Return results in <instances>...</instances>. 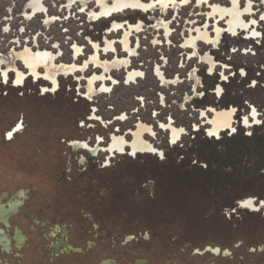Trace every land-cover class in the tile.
I'll use <instances>...</instances> for the list:
<instances>
[{
  "label": "rangeland",
  "instance_id": "rangeland-1",
  "mask_svg": "<svg viewBox=\"0 0 264 264\" xmlns=\"http://www.w3.org/2000/svg\"><path fill=\"white\" fill-rule=\"evenodd\" d=\"M32 1L0 0L3 68L26 72L17 55L30 50L53 53L57 65H87L88 69L64 78L57 91L47 95L45 83L34 77H27L19 88L16 73L5 82L0 72V192L27 186L36 188L37 200H70V191L77 185L59 183L68 182L67 178L79 182L76 178L84 166L75 159L90 158L87 151H77L71 144L87 142L105 148L114 135L130 142L143 125L151 128L144 138L159 154H138L132 161L126 155L110 158L108 152H101L86 167L95 178H113L118 198L139 197V192L126 196L130 191L125 188L136 189L135 184L142 183L150 199H156L149 215H163L165 227L156 231H163L165 237L155 238L151 250L145 251L161 259L168 251L172 259L195 263L264 262V254L248 252L264 245V20L260 19L264 0H239L249 29L237 35L228 30L229 13H213L214 7L233 10V0L202 4L177 0L167 8L130 11L95 22L94 13L101 10L98 0H42V12L28 18L34 12ZM114 22L125 28L114 33ZM130 27H140V32ZM125 29L130 32L128 48ZM217 29L222 31L219 39ZM95 45L102 61L126 58L133 50L130 68L104 75L94 63ZM76 48L81 50L79 61H75ZM157 69L168 84L160 80ZM133 71L142 74L128 82ZM92 83L98 95L88 100ZM104 86L107 91H101ZM210 108H234L235 130L210 137L205 124L213 112L202 118ZM253 109L258 121L250 120L251 126L243 129L242 119H251ZM94 113L99 121L91 120ZM170 124L183 130L175 143ZM18 126L22 129L10 140L8 135ZM105 164L114 169L99 170ZM64 170L66 180H62ZM249 199L257 211L239 206ZM126 209L118 206L117 214L124 215ZM140 211L134 215H143ZM240 242L243 245L234 248ZM222 245L231 248L230 258L187 254L190 247ZM177 247L186 253L177 256Z\"/></svg>",
  "mask_w": 264,
  "mask_h": 264
},
{
  "label": "flooded vegetation",
  "instance_id": "flooded-vegetation-1",
  "mask_svg": "<svg viewBox=\"0 0 264 264\" xmlns=\"http://www.w3.org/2000/svg\"><path fill=\"white\" fill-rule=\"evenodd\" d=\"M34 16V12L31 16L27 15L28 18H34ZM95 47L98 46L95 45ZM77 49H75V61H79L82 56L80 49H78L80 52L77 55ZM98 49L99 47L96 50L98 56L96 54L95 59L99 63L105 64V67L96 64V68L102 70L104 75L111 74L114 71H121L125 68L114 69L113 60L102 61ZM17 57L18 61L22 62L26 72H20V68L5 69L0 60L2 79L7 82L16 73V86L20 88L27 77H34L38 82L42 81L45 83V86L42 87L46 95L56 92L64 78L74 76L75 73L80 72L79 69L84 71L88 69L87 65H57L56 61L58 58L55 56L54 65L73 69L70 72L59 74L56 80L52 81L46 76L45 69L39 68L36 73H33L24 61L20 59L19 53ZM131 57L133 56H130V62L126 69L131 66ZM156 72L160 80L164 84H168L163 73L159 69ZM133 73L139 74L133 75ZM18 74L23 75L22 82L18 81ZM141 74V72L137 71L129 72L127 81L135 82ZM93 85L94 83L91 84V87ZM107 90L106 86L101 89V91ZM96 92L97 90L94 91L92 87L86 98L88 100L94 99L98 95ZM218 93H221V89L218 90ZM211 111L213 116L207 118L206 113ZM223 113L232 114L226 120L225 125L216 130L215 122L217 117ZM235 114L236 110L234 108L220 111L210 108L208 111L203 112L202 118H207L208 120L205 125L209 126L208 134L210 137L220 138L224 132L234 131L236 124ZM92 116L91 120L99 121L95 113ZM253 119L258 121L256 109L252 110L251 119H242L241 127L246 129V127L251 126L249 122ZM257 125V123L254 124V126ZM21 129L22 127L18 126L14 132L8 135L9 139L11 140ZM168 129L172 143L177 142L183 134V130L177 129L171 124ZM147 132L151 133V128L139 125L137 131L133 132L132 141L128 142L124 137L114 135L111 144L105 148H101L99 145L89 146L87 142H73L71 147H74L77 151H87L90 154V158L75 159L76 164L84 166V169L76 178L79 182H74L73 179L67 178L68 182L59 183L60 186L64 185L70 188L75 184L77 185L76 188L70 191L72 192L70 195L72 199L70 200H68L69 198H63L58 201L48 198L37 200L36 188L27 186L18 188L14 192L8 189L0 192V264H217L216 262H188L185 259L182 261V258L172 259L168 257V251L166 253L167 257L161 259L159 258L160 255L157 257L150 254L149 251H145L151 250L150 245L154 244L155 238L165 237L163 231L160 233L156 231L159 227L160 229L165 227L163 215H149L150 210L155 209L156 199L153 197L150 199V194L145 193L148 191L144 188L145 184L142 183H137V186L135 184L136 189L125 188L130 191H127L126 196H131L132 194L135 197L136 193L134 194V192H139V197L136 196L134 199L118 198V187L116 183H113V178L107 176L100 179L90 175L88 171L90 167H86V165L92 164V160L101 152H108L110 158H113L115 154L126 155L130 160L133 159L132 161H136V155L138 154H159L154 151L152 144L145 140L144 135ZM127 150L128 152L126 153ZM112 167V165L105 164L99 170L105 171L107 169L109 172L114 169ZM65 173L66 170L62 174V180H66ZM141 191H143V194H141ZM64 192H62L63 196L66 195V192ZM249 201H251V206H248ZM118 206L127 207L124 215L117 214ZM242 206L252 212L258 210L253 199L246 200L242 203ZM135 211L143 212V215H134ZM135 244L140 246L133 247ZM237 245L234 248H238L243 244L240 242ZM230 249L225 248L223 245L220 247L205 246L202 249L190 247V251L187 254L191 258L208 254L223 259L230 258ZM248 252H258L263 255L264 246H258L257 249L250 248ZM174 253L181 257L183 253H186V250L177 247ZM247 264H264V262Z\"/></svg>",
  "mask_w": 264,
  "mask_h": 264
},
{
  "label": "bare ground",
  "instance_id": "bare-ground-1",
  "mask_svg": "<svg viewBox=\"0 0 264 264\" xmlns=\"http://www.w3.org/2000/svg\"><path fill=\"white\" fill-rule=\"evenodd\" d=\"M44 1V0H43ZM176 0H152L150 3H144L143 0H114L112 4H107L104 0H98L101 11L100 14H97V17L99 19L101 18H110L115 14H119L122 12H125L127 10H142L144 12H147L149 9H152L157 6H167L169 4L175 3ZM186 1V0H185ZM239 0H233V10L231 11H225L223 9H214V13L219 14L220 16L225 15L226 13L230 14V27L229 31L233 33V35H237L240 30H248L249 25L246 24L243 20V12L239 10L238 4ZM33 7H34V15L37 13L42 12V0H33L32 1ZM246 11H250L248 8ZM131 28V27H130ZM133 29V30H132ZM140 27L131 28L132 31L138 30L139 32ZM131 31V32H132ZM220 32H218V35ZM250 34V33H249ZM257 31L253 30L252 35H256ZM130 32L126 33V42H128ZM249 38H252L249 36ZM97 48V47H95ZM80 52V50L77 49V55ZM21 59L24 61V63L31 69L33 73H36L39 68H43L46 71V76L51 79L52 81L56 80V77L61 73H67L70 72L73 68L66 67V66H56L54 65L55 56L50 52H32L30 50L24 51L21 55ZM95 64H100L101 66L105 67V64L99 63L98 60L95 59ZM23 75L18 74V81L22 82ZM232 113H223L220 116L217 117V120L215 122V128L216 130L221 127L222 125H225L226 120H228L231 117Z\"/></svg>",
  "mask_w": 264,
  "mask_h": 264
},
{
  "label": "crops",
  "instance_id": "crops-1",
  "mask_svg": "<svg viewBox=\"0 0 264 264\" xmlns=\"http://www.w3.org/2000/svg\"><path fill=\"white\" fill-rule=\"evenodd\" d=\"M152 1V0H151ZM200 1V4H202L203 2H205V1H209V0H199ZM177 2V0L175 1V3ZM113 3V2H112ZM112 3H110V4H112ZM175 3H172V4H169L168 6L170 7L171 5H174ZM109 4V5H110ZM167 6V7H168ZM161 8H167L166 6H160ZM155 8H159V6H157V7H154V8H152V9H155ZM215 8H217V9H220L221 10V8H219V7H214L213 8V13H214V9ZM152 9H149V10H152ZM148 10V11H149ZM101 11V10H100ZM131 11H134V10H131ZM138 11H142V10H138ZM147 11V12H148ZM127 12H130V10H127V11H125V12H122V13H119V14H115V15H113L112 17H110V18H101V19H99L98 17H97V15L96 14H98V13H94L96 16V20H94V22L95 21H100V20H102V19H108V20H112L113 18H115V17H117V16H121V14H125V13H127ZM136 12V11H135ZM144 12V11H143ZM146 13V12H145ZM216 14V13H215ZM121 27L122 28H125V24H121V23H118V22H114L113 23V25H112V31L114 32V33H118L119 32V30H121ZM125 30H127V29H125ZM241 31V30H240ZM113 32H112V34H113ZM139 32H140V30H139ZM218 32H220V34L218 35ZM233 34V33H232ZM216 35H217V39H219L220 37H221V35H222V31L221 30H219V29H217L216 30ZM250 39H252V38H250ZM129 40V39H128ZM124 45H125V48H128V42H126L125 41V43H124ZM98 48V47H97ZM97 48H95V51L97 50ZM134 55V52H133V50H131L130 51V54H129V56L128 57H126V58H119V57H116L115 59H113V68L114 69H123V67H125L124 69H126L127 68V65H128V63L130 62V56H133ZM97 56H98V54H97ZM100 65V64H99ZM139 73H133V75H138Z\"/></svg>",
  "mask_w": 264,
  "mask_h": 264
},
{
  "label": "snow or ice",
  "instance_id": "snow-or-ice-1",
  "mask_svg": "<svg viewBox=\"0 0 264 264\" xmlns=\"http://www.w3.org/2000/svg\"><path fill=\"white\" fill-rule=\"evenodd\" d=\"M260 19H261V20H264V16H261ZM252 23L255 24L256 21L253 20ZM248 206H251V201L248 202Z\"/></svg>",
  "mask_w": 264,
  "mask_h": 264
},
{
  "label": "trees",
  "instance_id": "trees-1",
  "mask_svg": "<svg viewBox=\"0 0 264 264\" xmlns=\"http://www.w3.org/2000/svg\"><path fill=\"white\" fill-rule=\"evenodd\" d=\"M253 241H254V242H255V241L261 242V240H253ZM263 246H264V245H263Z\"/></svg>",
  "mask_w": 264,
  "mask_h": 264
},
{
  "label": "water",
  "instance_id": "water-1",
  "mask_svg": "<svg viewBox=\"0 0 264 264\" xmlns=\"http://www.w3.org/2000/svg\"><path fill=\"white\" fill-rule=\"evenodd\" d=\"M239 206H240L241 208H243V206H242V204H241V203H239Z\"/></svg>",
  "mask_w": 264,
  "mask_h": 264
}]
</instances>
